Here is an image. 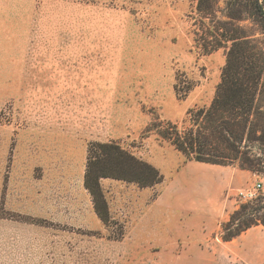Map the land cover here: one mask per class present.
<instances>
[{"label":"rangeland","instance_id":"rangeland-1","mask_svg":"<svg viewBox=\"0 0 264 264\" xmlns=\"http://www.w3.org/2000/svg\"><path fill=\"white\" fill-rule=\"evenodd\" d=\"M22 3L23 45L11 47L0 77V264H246L222 236L264 229V142L252 133L226 161L262 189L218 222L219 200L202 191L205 178L223 175L195 167L161 133L190 127L210 106L230 35L264 51L259 0ZM104 143L162 180L142 187L111 170L94 198L84 184L89 148Z\"/></svg>","mask_w":264,"mask_h":264},{"label":"trees","instance_id":"trees-1","mask_svg":"<svg viewBox=\"0 0 264 264\" xmlns=\"http://www.w3.org/2000/svg\"><path fill=\"white\" fill-rule=\"evenodd\" d=\"M226 40L230 41V45L210 106L193 113L190 127L179 129L176 125L168 124L169 128L161 133L187 158L220 165L237 158L241 143L250 134L254 133L256 139L264 142V121L258 118L264 114L260 112L259 102L264 100V51L255 38L242 33L237 35L235 32ZM254 116L257 121L252 122L250 119ZM202 130H208L210 134L206 135ZM256 132H259L258 136ZM97 147L98 153L89 148L91 153L84 176L85 187L94 198L101 194L98 178L109 176L111 170L117 178L135 181L142 187L162 180L155 167L134 158L119 146L104 143L97 144ZM246 161L251 162L247 157L245 161L243 159V162ZM245 207L240 205L241 211ZM97 214L103 221L106 220L103 214L98 211ZM235 214L238 215V211L230 219ZM227 224L222 225V230L229 228ZM250 226L244 225V228L229 232L222 238L224 241L230 240Z\"/></svg>","mask_w":264,"mask_h":264},{"label":"crops","instance_id":"crops-1","mask_svg":"<svg viewBox=\"0 0 264 264\" xmlns=\"http://www.w3.org/2000/svg\"><path fill=\"white\" fill-rule=\"evenodd\" d=\"M14 3L15 5H12L11 0H0V77L10 74L11 47L23 45V19L17 17L18 14L23 13V3L22 0H14ZM195 164V167L201 170H214L223 175L220 178L216 176L205 178L202 194L208 197L209 193H212L215 200H219L216 208L220 216L217 220L225 221L229 206L238 201L240 191L247 190L256 183L255 177L251 171L235 165L226 166L198 161ZM223 242L232 257L242 259L246 264L264 263V229L260 225L255 224Z\"/></svg>","mask_w":264,"mask_h":264},{"label":"built area","instance_id":"built-area-1","mask_svg":"<svg viewBox=\"0 0 264 264\" xmlns=\"http://www.w3.org/2000/svg\"><path fill=\"white\" fill-rule=\"evenodd\" d=\"M260 189H262V185L259 182H256L251 188L244 191H240L238 193V196L244 201H248L254 195L255 191Z\"/></svg>","mask_w":264,"mask_h":264},{"label":"water","instance_id":"water-1","mask_svg":"<svg viewBox=\"0 0 264 264\" xmlns=\"http://www.w3.org/2000/svg\"><path fill=\"white\" fill-rule=\"evenodd\" d=\"M259 4L264 12V0H259Z\"/></svg>","mask_w":264,"mask_h":264}]
</instances>
